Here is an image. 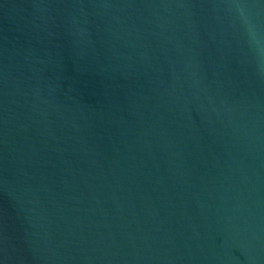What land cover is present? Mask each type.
Returning <instances> with one entry per match:
<instances>
[{
  "label": "water",
  "instance_id": "water-1",
  "mask_svg": "<svg viewBox=\"0 0 264 264\" xmlns=\"http://www.w3.org/2000/svg\"><path fill=\"white\" fill-rule=\"evenodd\" d=\"M0 264H264V0H0Z\"/></svg>",
  "mask_w": 264,
  "mask_h": 264
}]
</instances>
